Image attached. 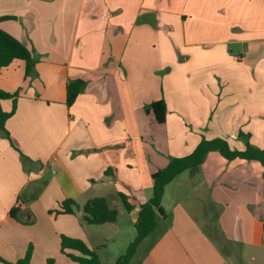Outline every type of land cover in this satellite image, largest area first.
<instances>
[{"label":"crops","instance_id":"crops-1","mask_svg":"<svg viewBox=\"0 0 264 264\" xmlns=\"http://www.w3.org/2000/svg\"><path fill=\"white\" fill-rule=\"evenodd\" d=\"M254 1L257 13L238 0H0V17H11L0 29L39 56L34 77L19 59L0 71V89L18 93L6 130L26 157L0 133V259L15 262L32 244L31 264H78L60 252V235L92 248L91 226L119 232L118 218L87 224V200L118 209L122 193L138 207L152 196V173L203 138L242 149L243 131L264 148L255 141L264 136V0ZM75 79L85 88L67 107ZM159 99L163 124L145 111ZM64 199L80 208L50 214ZM161 205L129 264H264L260 163L210 152L166 186Z\"/></svg>","mask_w":264,"mask_h":264},{"label":"trees","instance_id":"trees-1","mask_svg":"<svg viewBox=\"0 0 264 264\" xmlns=\"http://www.w3.org/2000/svg\"><path fill=\"white\" fill-rule=\"evenodd\" d=\"M9 18L11 17L2 16L0 17V20ZM15 59L23 60L25 62L26 76H36L35 65L39 62L38 54L11 34L0 29V71ZM85 84L86 82L81 79L69 80L67 82V107H70L75 102L77 96L84 90ZM17 97L18 93L10 94L0 89V133L24 159L26 157L18 150L5 126L7 120L15 112V102ZM6 99L12 100V108L10 111H4L1 107V101ZM145 111L147 113L151 112L154 121L158 124H163L166 120L167 106L163 99L153 101L146 105ZM249 139L250 135L248 133L239 131L237 140L243 144V148L235 149L230 145L228 140L223 137H215L209 140L203 138L189 154L181 157H169L168 164L151 175V198L140 204L138 207L132 205L124 194L118 193L126 212L129 214L136 213L134 220L136 236L127 246L125 253L120 255L115 262L111 264H129L138 245L153 232L156 215L158 214L161 217L165 215L161 201L166 186L184 171L199 167L208 153L217 152L227 161L235 159L256 161L264 167V148L254 146L250 143ZM79 208L80 207L73 199H64L59 203L57 209L50 210L49 213L54 214L55 216L74 214ZM81 210L84 221L91 225L114 223L118 218L117 210L110 208L103 197H94L87 200L81 207ZM16 212L17 209L12 208L10 210V216L15 218ZM33 251V245L29 244L23 257L15 262H8L0 259V264H31ZM60 252L78 264H103L100 261L98 254L79 238L63 234L60 235ZM47 264H53L52 259H48Z\"/></svg>","mask_w":264,"mask_h":264},{"label":"rangeland","instance_id":"rangeland-1","mask_svg":"<svg viewBox=\"0 0 264 264\" xmlns=\"http://www.w3.org/2000/svg\"><path fill=\"white\" fill-rule=\"evenodd\" d=\"M239 1V7L241 9V12H243V9L250 7V9H254L256 13L261 8L260 4L254 0H238ZM256 26H259V23L255 24ZM264 26V24H262ZM261 26V27H262ZM233 55H237V50L239 48H236L232 46ZM167 69L165 70V72ZM251 136H250V143L251 142ZM256 142H262L264 141V136L261 137H255ZM100 194H103L102 192H99ZM105 194H113V191H107ZM108 202V205L112 209H116L118 214V225H119V232L118 233H111L105 231L103 228L91 226L90 229L95 230V239L93 241V247L92 249L98 254L100 261L103 264H111L115 262V260L120 256L123 255L126 251L127 246L130 242L133 241V239L136 236V231L134 228V221H132L131 216L126 212V210L123 207V204L119 198L120 206L119 208L113 207L112 201L109 199H106ZM167 204V203H166ZM112 206V207H111ZM203 219V217L201 216ZM207 228V226L205 227ZM217 240V239H216ZM219 241V239H218ZM9 262V261H8Z\"/></svg>","mask_w":264,"mask_h":264}]
</instances>
